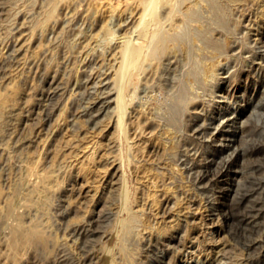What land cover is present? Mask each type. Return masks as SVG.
Listing matches in <instances>:
<instances>
[{"label": "rangeland", "instance_id": "1", "mask_svg": "<svg viewBox=\"0 0 264 264\" xmlns=\"http://www.w3.org/2000/svg\"><path fill=\"white\" fill-rule=\"evenodd\" d=\"M48 1L0 0V264H125L116 222L125 184L141 219L128 264H264V0H227L225 30L212 32L224 49L211 91L199 89L176 123L156 116L154 99L129 105L126 135L111 87L137 0H56L44 19ZM183 63L179 53L148 77L147 94L173 93ZM221 115L230 135L215 130ZM40 175L46 210L26 200ZM18 214L44 239L12 256Z\"/></svg>", "mask_w": 264, "mask_h": 264}, {"label": "bare ground", "instance_id": "2", "mask_svg": "<svg viewBox=\"0 0 264 264\" xmlns=\"http://www.w3.org/2000/svg\"><path fill=\"white\" fill-rule=\"evenodd\" d=\"M201 1L205 3L207 9L204 10V8L201 6L202 3L200 4ZM41 2H40V4H41ZM186 2L191 3V4L188 6V8L182 9L183 4H185ZM228 3H229V1H227V0H137V3H136L137 10H136V13H134V14H136V17H135V19L131 25V29H130V33H129L130 35L123 36L122 40L118 46L119 47V49H118L119 61H118L117 67L115 66L116 69H115L114 77L112 79L113 88L110 86L111 89H113V93H114L113 108H114V112H115L116 117H117V123L116 122L115 123L117 124L122 135L123 134L126 135V121L127 120L125 119V117L127 115L129 105H134V106L140 107V106L147 104L149 102V100L154 99L156 102L155 109L159 113L156 116L163 119L166 122L176 123L178 121L177 115L181 114V116H185V113L190 109L191 105L194 104L198 100V98L201 96L199 89H201L202 91L210 90L209 88L211 86L212 81H215L217 79V75H218L217 57L219 55H221V53H223V49H224L223 43L219 39L213 37L212 32L216 28L225 30L226 22L228 20ZM56 7H57L56 0H49L47 7L44 10L43 15H42V16H44V19L52 17L56 11ZM206 13H208V15ZM25 17H26V15H25ZM194 21H197V22L202 21L203 22V28L194 27L192 25V22H194ZM194 25H196V24H194ZM38 27H39V25H38ZM108 33H110V36H111L114 32L110 31V29H109ZM195 41H197L199 43L198 46L195 44ZM179 53L184 55V63H183V68H182L181 72H179L178 83H177V86L175 88V91L173 93L172 92L171 93L166 92L163 94L161 93L159 96H157V95L155 96L153 94H147V91H146L147 86H145V85H146V83H148L149 78L157 81L158 77H160V74H161L160 67L163 68V67L169 66L171 64L173 58H176V56L179 55ZM115 55H116V53H115ZM181 63H182V61H181ZM169 72H171V71H169ZM176 74H177V72H176ZM164 82H166V80H164ZM212 87H213V85L211 86V88ZM57 106H59V105H57ZM113 115H114V113H113ZM222 115H225V113H223ZM222 115L219 116L218 122L215 125V130L216 129L219 130V133L221 132V134H223V135H230L231 133H229V132L235 131V130H230L232 125H231L229 118L228 117L226 118L225 116H222ZM152 117H153V115H152ZM2 119H3V117H2ZM1 127H2V125H1ZM4 127H5V125H4ZM126 138H124V139L126 140ZM127 144L129 145V142ZM8 146H11V145H8ZM3 149H5V148H3ZM10 150H11V148H10ZM127 150H128V148H127ZM28 164H29V162H28ZM48 175L38 176L39 181L42 184L41 185L42 187L34 186L28 191L26 200L28 201L29 207H31V205H33V204H37V206H40L46 210V204H45L46 203L45 202L46 196L42 195V193H40V192L42 191L41 189H45V186L49 183ZM31 176H32V174H31ZM122 176H123V173H122ZM35 178H37V177H35ZM125 179L126 178H124V180ZM122 183H120V184H122ZM50 184L52 185L53 183H50ZM127 184H128V182H127ZM125 185L124 186L120 185V187L122 186L123 188L121 191V195H119L120 197L118 196L120 199V201H119L120 202V209H119V211H117L119 213V215L116 217V222L118 224H120L121 229H119V230L122 231V237H121V241H120L119 246H118V251L124 256L125 264H128L130 262V259H129L130 251L128 250V247H127L128 244L126 245V240H128L130 235L135 232V228L138 227L139 223L141 222V219L138 216V214L128 205L127 201L129 200V197L127 196L128 191L126 190V188L128 186L126 187ZM19 204H20V201H19ZM35 206H33V207H35ZM211 206H212V204H211ZM9 207L14 209V204L12 202H10ZM5 208H6V206H5ZM117 209H118V207H117ZM23 210H25V209H23ZM105 213H107V212H105ZM79 215H81V214H79ZM42 216H44V215H42ZM50 216L52 217V214ZM23 217L24 216L22 214H18V216L15 219V222L9 226V231L7 233V241H8L9 246H10L9 248L12 251V256H14L15 254L17 255L16 250L19 247L21 248V247H26V246L30 245L32 242L31 240L33 238L39 239L41 241L44 239V235H43L42 231L38 228V223H37L36 219H32V218H31V220L28 219V220H30V222L27 223V221H25V219ZM44 217H48V216H44ZM86 217H87V215H86ZM96 218H97V216H96ZM44 219H46V218H44ZM47 219H49V217ZM97 219H99V218H97ZM90 221H92V220H90ZM96 221H95V223H96ZM101 221H103V220L101 219ZM50 223L51 222H49V224ZM92 223H93V221H92ZM79 224H81V223H79ZM143 229H145V227ZM75 231H77V230H75ZM2 233H3V231H2ZM80 233H82V232H80ZM86 233H88V232H86ZM111 233H113V232H111ZM116 236L117 235L115 234V237ZM4 240H6V238ZM52 240H54V239H52ZM133 240H134V238H133ZM108 241H109V239H108ZM108 241H107V243H108ZM114 241H115V239H114ZM128 242H129V240H128ZM105 248H106V246H105ZM105 248H104V250H105ZM110 250L109 249L105 250L104 255H105L106 259L107 258L109 259V257H110V252L112 251V250L111 251ZM54 251H56V250H54ZM23 255H24V253H23ZM112 257H113V254H112ZM120 260H121V258H120ZM7 261H9V260H7Z\"/></svg>", "mask_w": 264, "mask_h": 264}]
</instances>
